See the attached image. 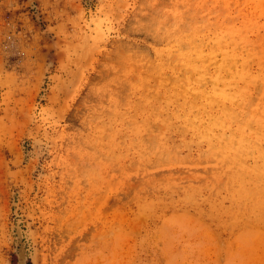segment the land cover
<instances>
[{"label":"rangeland","instance_id":"1","mask_svg":"<svg viewBox=\"0 0 264 264\" xmlns=\"http://www.w3.org/2000/svg\"><path fill=\"white\" fill-rule=\"evenodd\" d=\"M16 225L22 264H264V0H0V264Z\"/></svg>","mask_w":264,"mask_h":264},{"label":"bare ground","instance_id":"2","mask_svg":"<svg viewBox=\"0 0 264 264\" xmlns=\"http://www.w3.org/2000/svg\"><path fill=\"white\" fill-rule=\"evenodd\" d=\"M50 66V64L48 65ZM57 219V218H56ZM74 221V220H73ZM67 222V221H66ZM65 222V223H66ZM69 223V222H68ZM78 223V222H77ZM67 224V223H66ZM65 224V225H66ZM68 225V224H67ZM66 225V227H67ZM20 228H18V226H14L13 227V231L15 230V243H16V247H17V257L19 259V262L20 264H22L23 261H25V257H26V254H25V248H24V244L22 243V239H21V235H20V231H19ZM72 229V228H71ZM52 237V236H51ZM14 240V239H13ZM36 258V256H35ZM38 259V258H37ZM37 261V260H35ZM62 262V261H61ZM36 263V262H35ZM38 263V262H37Z\"/></svg>","mask_w":264,"mask_h":264}]
</instances>
